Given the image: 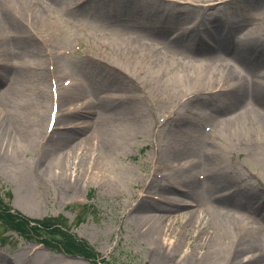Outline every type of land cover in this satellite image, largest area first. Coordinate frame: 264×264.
<instances>
[{
  "label": "rangeland",
  "instance_id": "obj_1",
  "mask_svg": "<svg viewBox=\"0 0 264 264\" xmlns=\"http://www.w3.org/2000/svg\"><path fill=\"white\" fill-rule=\"evenodd\" d=\"M7 2L13 8L8 16L19 25L22 55H14V32L0 27V140L5 138L0 204L61 231L33 229L32 223L18 232L0 220V264H188L200 225L216 224L208 203L213 198L258 224L253 233L258 242L237 251L242 257L259 253L255 264H264V132L257 149L239 148L230 142L232 130L221 124L264 117V98L257 103L219 91L229 75L225 65L239 61L240 35V44L250 42L264 52V0ZM27 5L41 18L16 17ZM244 27L256 32H242ZM181 54L221 57L208 59L203 72ZM208 69L211 76L204 75ZM9 105L15 108L12 121L6 119ZM97 115L107 132L113 124L123 130L113 132L110 152L98 150L103 133ZM216 133L227 165L252 180L254 196L236 192L233 184L206 185L200 173L204 157L198 164L169 167L166 160L207 149ZM22 135H32V142L26 144ZM85 142L91 155L83 160ZM13 144L12 152L4 148V159L1 147ZM149 157H160L166 168L158 172L159 185L145 194L156 198L163 188L175 186L197 202L173 209L172 219L165 221L170 228L165 243L157 245L143 236L135 202L150 172ZM61 161L64 166L57 168ZM195 212V222L185 227L184 220ZM64 233L88 248L68 250ZM159 247L165 253L155 254Z\"/></svg>",
  "mask_w": 264,
  "mask_h": 264
},
{
  "label": "bare ground",
  "instance_id": "obj_2",
  "mask_svg": "<svg viewBox=\"0 0 264 264\" xmlns=\"http://www.w3.org/2000/svg\"><path fill=\"white\" fill-rule=\"evenodd\" d=\"M7 1L9 0H2L0 2V27L9 28L14 32V45H16L15 47L18 51V53L14 51V55L16 57H20L18 55H22V53L17 47V43H20V39L18 37L19 25L14 18L8 16L7 9H9V7L7 8V5L9 3ZM12 9L13 8H11V10ZM11 10L9 9V12ZM253 10H256V8L252 9V11ZM20 11L18 12V14L15 13L16 17H22L29 21L36 20L39 17L41 18L40 14H35L31 5L23 7L22 13H20ZM250 29L252 30V33L256 32V28L252 27ZM250 29L244 27L242 28V32H244V30L246 32L248 30L250 31ZM170 37L171 35H168V39H171ZM242 38L243 37H241L240 35L239 39H237L238 46H242L239 49V52L236 54V59H238L239 61L237 60L238 62H234L235 65H225V73H228L229 75L228 78H226L222 82L219 91H224L227 94H232V96L236 95L237 97H247L249 99H252L254 102L259 103L264 98V52H258V50L252 49V47L250 46V42L248 44H246L247 42H243V44H240ZM145 41L149 42L148 40ZM213 56H217V54ZM213 56L196 58L191 55L181 54L178 57L189 60L190 63H196L200 65L199 70H204L203 72H205L206 70L202 67H205L207 65V63L205 62L208 59L211 60L216 58ZM220 57L221 56H217L218 59ZM242 66H249L250 68L248 67L245 69V71H243L240 70ZM235 67L239 69L238 72L236 71ZM211 74H213V71L211 69L207 73H204V75L207 76H211ZM218 106V104H214V107ZM6 107H8L10 110V115L6 119L12 121V116L14 115L15 108L11 105ZM11 112L13 113V115L11 114ZM96 118H98V115ZM101 120L102 118H98L97 120L98 128L103 133H101L103 137L102 141H100L98 145V150H106L110 152L109 143H112L114 138L117 137L113 134V132H116V134H118V132H122L123 130L118 131V128L113 124L111 127L112 130L110 129L107 132L105 127L101 125ZM221 124L226 125L225 127H223L224 130H232L227 133L229 134L230 142H232V144H234L236 147H248L254 149H257L259 147L260 134L264 132L263 114L257 115L254 118L230 119L226 122L223 121ZM33 136L35 138V135ZM120 136L122 138L124 137V135ZM15 137H18V135H16ZM21 137L26 144H30L32 142V140H30L32 138V135H22ZM219 138L220 137L218 133L210 135L209 139L211 140L212 144H210L207 149H200L199 153L194 157H180L179 159L173 158L166 160V162L168 163L170 168H177L180 166L183 167L186 165H190V162L198 164L204 157L205 160L202 163L203 169L200 173L203 174L201 178L204 179L206 185L210 184L209 186L212 187L217 186V184L221 182L231 185L233 184V188L236 192H245L246 194L254 196L257 191L255 190L252 180H250L248 176H243V178L237 169L229 168V166L227 165L223 154V148H221L218 144H215L214 141L215 139ZM4 141L5 138L2 137V139L0 140V144H3ZM5 147H9L12 152L14 151V148H16V146L13 144L4 145L1 147L4 159L6 158V156H8V154H6L7 150L4 149ZM90 150L91 148L85 142L84 147L82 148L83 160L91 155ZM177 151H180V149H177ZM63 161H61L60 164L57 165V168H61L64 166ZM146 164L149 165L150 172L146 174L144 185L142 186L140 193L137 194V198L135 200L136 203L138 202L136 210L140 213L138 218V225L140 226V228H142L143 236L147 237V240H151V242L155 245H157L158 243L164 244L165 238L163 236L170 229L167 228V224L165 223V221L172 219L171 216L173 214L171 213L173 209L186 206L189 203H192L191 200L195 202L194 205H197V202L194 199L190 198L191 196L189 197L188 191H181L175 186H170L166 190L165 188H163V190H161V193L158 194V197L156 198H153L150 194H145L147 192V189H151V187L154 185H159L157 184V181L160 179L158 176V172L160 170H163V168H166L165 161H163L160 157H149L146 161ZM254 175L257 176V174ZM164 178L165 177H163L162 179ZM209 200L210 201L208 203L216 212V224L212 226L203 225V228L200 225L199 229H203L202 234L198 237L199 242L197 243V245H195L192 251L188 253V264H217L216 261L219 260H225V262H228L227 264H255L261 258L259 253L250 251L251 253L249 257H242L243 255H239L237 249H240V245H253L258 242L256 234H253L257 229L256 227L258 226V224L249 219L248 214L244 215L242 213H236L229 210V208L226 207V204H223L221 202V199L219 198H213ZM196 214L197 212L189 214L192 218L184 220L185 227H189L192 222H195V220H193V217ZM172 224L173 222L171 221V225ZM209 230L211 231V233H209ZM230 234L231 237L229 241V248H227L228 244L225 245V241L229 239ZM199 249H202V251H198ZM226 251H229V253L231 254H229L228 256H224V252ZM154 252L155 254L165 253L164 249L160 247L156 248ZM166 252H168V250ZM9 264H11V262H9Z\"/></svg>",
  "mask_w": 264,
  "mask_h": 264
},
{
  "label": "trees",
  "instance_id": "obj_3",
  "mask_svg": "<svg viewBox=\"0 0 264 264\" xmlns=\"http://www.w3.org/2000/svg\"><path fill=\"white\" fill-rule=\"evenodd\" d=\"M0 220L4 221L7 225H10L14 230L18 232H24L26 231V228L32 223V221H29L27 218L19 215L14 214L11 212L9 208L3 207V205L0 204ZM34 224H32V228H45V229H51V230H60L61 227L54 224V223H42V221H33ZM66 234V233H64ZM68 236V239L66 238L64 244L67 245L68 250H76V251H82L83 249L88 248L87 245L82 240H77L73 238L68 233L66 234ZM47 238H45L44 241H46ZM55 242V243H53ZM49 243L52 244H58L57 241L52 240L49 241Z\"/></svg>",
  "mask_w": 264,
  "mask_h": 264
}]
</instances>
